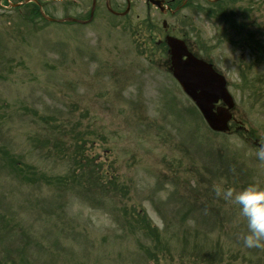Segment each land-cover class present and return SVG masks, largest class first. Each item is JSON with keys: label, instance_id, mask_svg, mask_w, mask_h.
I'll return each instance as SVG.
<instances>
[{"label": "rangeland", "instance_id": "rangeland-1", "mask_svg": "<svg viewBox=\"0 0 264 264\" xmlns=\"http://www.w3.org/2000/svg\"><path fill=\"white\" fill-rule=\"evenodd\" d=\"M90 2L42 9L85 18ZM131 2L115 16L96 0L76 24L29 21L0 0V264H264V249L243 246L238 208L212 190L264 187L253 143L264 141V58L240 47L247 33L264 43V0H220L224 17ZM163 20L232 79L252 66L234 95L250 140L198 114L155 47ZM236 36L221 61L218 44Z\"/></svg>", "mask_w": 264, "mask_h": 264}, {"label": "water", "instance_id": "water-1", "mask_svg": "<svg viewBox=\"0 0 264 264\" xmlns=\"http://www.w3.org/2000/svg\"><path fill=\"white\" fill-rule=\"evenodd\" d=\"M43 16L48 20H54L45 14ZM56 20L77 21L72 17ZM166 43L169 46L170 71L184 92L195 102L212 129L227 130L233 103L226 90V81L212 69L211 65L188 51L182 40L167 36ZM184 55L185 59H183ZM219 99H222L227 107L215 106Z\"/></svg>", "mask_w": 264, "mask_h": 264}, {"label": "clouds", "instance_id": "clouds-1", "mask_svg": "<svg viewBox=\"0 0 264 264\" xmlns=\"http://www.w3.org/2000/svg\"><path fill=\"white\" fill-rule=\"evenodd\" d=\"M258 161L264 163V144L256 153ZM212 190L238 208L239 215L246 224V232L242 235L243 246L246 248L264 249V187L251 183L242 188L225 186V181L214 183Z\"/></svg>", "mask_w": 264, "mask_h": 264}, {"label": "flooded vegetation", "instance_id": "flooded-vegetation-1", "mask_svg": "<svg viewBox=\"0 0 264 264\" xmlns=\"http://www.w3.org/2000/svg\"><path fill=\"white\" fill-rule=\"evenodd\" d=\"M160 1H161V4H162V8L165 11L164 15H169V16L173 17L176 13L181 12L184 9L191 7L193 5V3H198V2L201 3V5L204 8V10L205 9H209L210 12H211V11H213L211 5L217 3L219 0H197V1H195V0H186V1L185 0H160ZM144 2H145L146 7L148 8L149 7L148 3L146 1H144ZM208 3H211V4H208ZM131 7H132V4H131V1H130L129 9H131ZM243 28L244 27H240L238 29H243ZM164 29L165 30L169 29L166 24L164 26ZM169 33L177 34V33H174L171 28L169 29ZM236 39L239 40L237 38V36L235 38H233V39H228V40H230L231 45H233L232 43H234V41ZM241 39H242V37H241ZM251 39H252V35L247 33L245 35V37L243 38V40H242V44L240 45V47H242L244 44H247L246 51L248 53V56H249V50H250V46H251V43H249V41ZM245 57H247V56H245ZM243 59H244V57H243ZM245 67L247 68L248 65H245ZM245 87L246 86H242V87L236 89V92L238 93L239 90H242Z\"/></svg>", "mask_w": 264, "mask_h": 264}, {"label": "trees", "instance_id": "trees-1", "mask_svg": "<svg viewBox=\"0 0 264 264\" xmlns=\"http://www.w3.org/2000/svg\"><path fill=\"white\" fill-rule=\"evenodd\" d=\"M34 15H38L39 16V13L37 11V8H32L30 11H29V18L30 20L32 19V17ZM18 162H16V165H17ZM9 165V163H7ZM11 166V165H10ZM140 216H138V214L136 215V220H137V223L141 226V228L143 229H149L150 228V225H149V221L146 220L145 216H141V214H139ZM148 231V230H147ZM6 256V255H5ZM4 256V257H5Z\"/></svg>", "mask_w": 264, "mask_h": 264}]
</instances>
